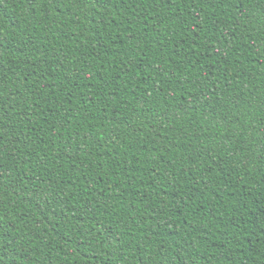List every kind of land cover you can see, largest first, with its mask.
<instances>
[{
  "label": "trees",
  "instance_id": "16d2710c",
  "mask_svg": "<svg viewBox=\"0 0 264 264\" xmlns=\"http://www.w3.org/2000/svg\"><path fill=\"white\" fill-rule=\"evenodd\" d=\"M0 264H264V0H0Z\"/></svg>",
  "mask_w": 264,
  "mask_h": 264
}]
</instances>
